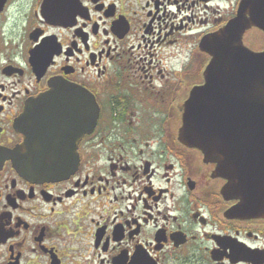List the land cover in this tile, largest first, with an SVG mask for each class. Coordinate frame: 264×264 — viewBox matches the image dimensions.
<instances>
[{
	"label": "flooded vegetation",
	"instance_id": "af4514ba",
	"mask_svg": "<svg viewBox=\"0 0 264 264\" xmlns=\"http://www.w3.org/2000/svg\"><path fill=\"white\" fill-rule=\"evenodd\" d=\"M244 1L0 0V264H264V204L226 196L217 164L182 140ZM242 41L264 51L260 28ZM34 99L59 125L53 145L78 130L63 178L12 157Z\"/></svg>",
	"mask_w": 264,
	"mask_h": 264
},
{
	"label": "water",
	"instance_id": "95a60500",
	"mask_svg": "<svg viewBox=\"0 0 264 264\" xmlns=\"http://www.w3.org/2000/svg\"><path fill=\"white\" fill-rule=\"evenodd\" d=\"M252 27L264 31V0H245L238 16L219 32V52L205 71V85L196 88L187 102L182 140L217 164L216 174L229 181L226 196L241 197L244 206L249 204L245 196L250 190L251 202L260 207L264 204V51L244 46L243 34ZM38 102L31 101L16 121L23 142L12 157L34 179L63 178L78 160L71 138H77L78 130L66 124L70 143L66 149L53 145L59 125L40 114ZM92 116L87 126L93 128ZM44 142L51 143L48 150L42 149Z\"/></svg>",
	"mask_w": 264,
	"mask_h": 264
}]
</instances>
